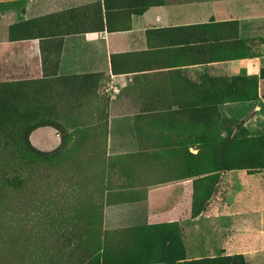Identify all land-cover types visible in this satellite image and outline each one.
<instances>
[{"label":"crops","instance_id":"obj_1","mask_svg":"<svg viewBox=\"0 0 264 264\" xmlns=\"http://www.w3.org/2000/svg\"><path fill=\"white\" fill-rule=\"evenodd\" d=\"M262 69L264 0H0V78L62 94L70 113L93 108L97 93L112 83L118 90L108 109L118 102L123 110L110 112L109 122L193 126L199 123L194 111L215 108L219 119L234 116L247 137L264 135ZM73 119L64 120L73 126ZM29 141L50 152L61 136L43 124ZM107 142L105 163L143 155L134 138L128 153H113L109 135ZM167 158L153 168L150 183L139 180L133 166L123 167L126 185L116 183L118 166L101 170L110 197L90 202L101 207L100 236L131 245L140 234L146 241L154 222L169 223L187 259L241 255L246 264H264V167L217 172L209 207L190 216L188 176ZM143 258L151 264L150 251ZM121 263L122 257L112 260Z\"/></svg>","mask_w":264,"mask_h":264},{"label":"rangeland","instance_id":"obj_2","mask_svg":"<svg viewBox=\"0 0 264 264\" xmlns=\"http://www.w3.org/2000/svg\"><path fill=\"white\" fill-rule=\"evenodd\" d=\"M5 80L0 78V83L16 81ZM108 86H103L97 93L98 100L93 108L72 113L64 108L62 94L41 93L39 86L32 83L22 88H26L28 93H23L24 99L13 106L19 112L15 121L27 126L51 122L62 126L65 133L55 150L41 154L24 150L14 143L4 144L0 139V264H79L87 249L90 252L98 251L96 261L101 257L104 264H112L116 257L123 258L121 264H144L143 257L147 251H150L151 264H179L182 253L185 259L189 255L185 253L186 248L182 247L179 238L177 241L171 235L169 223L154 222L151 231L146 232L149 238L145 241L140 234L138 241L131 245L113 243L111 235L106 238L100 236L101 207L90 202H97L105 195L110 197L100 184L101 170L106 166H118L120 179L116 183L119 181L126 185L128 180H121L125 174L123 167L133 166L136 177L150 183L155 178L153 168L160 166L163 158L176 155L175 161L178 163L183 154L188 152L195 155L199 151L200 157L197 162L194 161L197 167L195 165L192 169L202 174L195 177L187 175L189 181L185 182L184 199L190 202L189 214L192 216L203 205L205 211L209 207L207 204L214 194L219 172H214L217 163L213 154L216 149H200L201 138L210 135L217 143L225 139L233 141V145L222 150L228 158L232 155L244 158L247 150L251 156H264V147L248 142L244 128L231 115H221L220 119L213 117L211 129L204 122L191 126L138 121L139 124L131 126L119 117L109 122L110 112L123 109L118 102L111 111L108 109L107 104L114 94L108 90ZM56 98H63L57 106L52 102ZM66 117L74 118L72 121L76 124L67 125ZM108 135L111 146H114L113 153H128L131 149L129 140L134 138L137 149L143 155L105 163L104 149L107 150ZM13 156L16 158L14 162ZM180 167H184L183 164ZM103 177L110 180L109 174ZM154 187L157 186L151 188ZM142 239L144 244L139 243ZM114 246L121 253L114 254ZM181 248L182 253L177 251ZM146 257L148 261L149 257ZM236 263L240 262L236 260Z\"/></svg>","mask_w":264,"mask_h":264},{"label":"trees","instance_id":"obj_3","mask_svg":"<svg viewBox=\"0 0 264 264\" xmlns=\"http://www.w3.org/2000/svg\"><path fill=\"white\" fill-rule=\"evenodd\" d=\"M261 76H264V69L261 70ZM31 83V81H15L10 83H0V139H3L4 144L14 143L21 146L24 150H27L32 153H40L42 151L37 150L29 141V133L35 129L36 127L43 124H51L55 128H57L61 133V142L63 141V135L65 133V129L58 124H54L51 122H45L40 124H35L32 126H27L23 123H18L15 121V117L18 116L19 112L13 107L15 103L24 99L23 93L27 94V89L24 90L22 88L27 87ZM11 102V105L9 104ZM18 108V107H17ZM219 112L215 108L210 109H199L194 111V117L198 118V122L208 123L206 126H209V129L213 128L212 118L215 117L219 119ZM212 123V124H211ZM211 126V127H210ZM248 142L253 143L254 145H258L259 147H264V135L259 136H251L247 138ZM200 149L209 148L210 150H215L213 154V158L216 160V168L214 172L221 170H230L235 168H245L247 170H255L264 167V156L263 157H255L251 156L250 152L247 150L245 157H239L238 155H233L231 157H226L224 152L222 151L224 147L228 145H233V141L230 139H225L224 141L213 140L212 136L208 135V137L201 138L199 141ZM203 144V145H202ZM262 147V148H263ZM208 150V149H207ZM200 154L199 151L197 154L193 155L191 153H185L182 155L181 164H183V173L184 176H196L202 174L199 170H193L192 167L197 164L194 161L199 159ZM176 155H172L168 157L170 164L172 166H181L180 162H176ZM16 158L13 156L12 162H14ZM165 161V158L163 159ZM193 161V162H192ZM198 169V168H197ZM188 171V174H187ZM186 174V175H185ZM205 209L195 210L192 216L199 215ZM101 251V250H100ZM85 257L79 264H104L102 258H98L96 261V256L98 251H89L88 249L83 252ZM101 256V254L99 255ZM182 260L179 264H246L244 258L241 255H232V256H219L213 258H198V259H185V254L182 253V257L179 258ZM238 260L240 263H236ZM224 261V262H223ZM96 262V263H95Z\"/></svg>","mask_w":264,"mask_h":264},{"label":"built area","instance_id":"obj_4","mask_svg":"<svg viewBox=\"0 0 264 264\" xmlns=\"http://www.w3.org/2000/svg\"><path fill=\"white\" fill-rule=\"evenodd\" d=\"M108 90H112L113 93H116L117 90H118L117 89V85L110 83L109 86H108Z\"/></svg>","mask_w":264,"mask_h":264}]
</instances>
